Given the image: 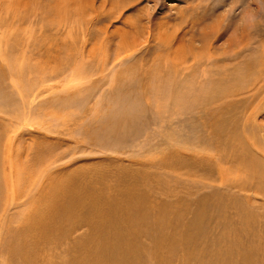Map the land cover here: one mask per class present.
Listing matches in <instances>:
<instances>
[{
	"label": "rangeland",
	"instance_id": "374dc122",
	"mask_svg": "<svg viewBox=\"0 0 264 264\" xmlns=\"http://www.w3.org/2000/svg\"><path fill=\"white\" fill-rule=\"evenodd\" d=\"M0 74V264H264V0H0Z\"/></svg>",
	"mask_w": 264,
	"mask_h": 264
},
{
	"label": "bare ground",
	"instance_id": "6f19581e",
	"mask_svg": "<svg viewBox=\"0 0 264 264\" xmlns=\"http://www.w3.org/2000/svg\"><path fill=\"white\" fill-rule=\"evenodd\" d=\"M194 24V23H193ZM14 73V72H13ZM62 73V72H61ZM64 73V72H63ZM12 75H15L16 74H12ZM56 75V74H55ZM51 76V75H50ZM50 78V77H49ZM46 81L47 78H44ZM52 79V78H51ZM3 80V75L0 74V83L1 81ZM50 80V79H49ZM69 81H70V77L68 76L65 80V84L66 86L69 85ZM64 82V80H63ZM76 82V81H75ZM47 83V82H46ZM30 84V83H29ZM62 85V83H61ZM29 86V85H28ZM27 86V88H28ZM32 87V85L29 87V89ZM39 87V85H38ZM37 87V88H38ZM167 88V85L165 86ZM219 88L220 86H217L215 89L211 88L209 89L208 93H209V96L212 97V96H216L220 93L219 91ZM175 91L173 93H169V97L172 96L173 98H175L177 101H178V105L179 106H182L185 102V97H184V94H183V91H182V88L181 87H176L174 89ZM167 93H168V89H166ZM202 91V90H201ZM204 91V90H203ZM28 92V91H27ZM82 92V91H81ZM206 92V91H205ZM26 93V92H25ZM200 93V92H199ZM27 94V93H26ZM205 94V93H204ZM203 95V94H202ZM201 95V96H202ZM207 92H206V96H207ZM198 96V95H197ZM200 96V95H199ZM1 101V99H0ZM4 101V100H3ZM3 103V102H2ZM70 106V105H69ZM16 123V122H15ZM15 125V124H14ZM117 127V126H116ZM117 129V128H116ZM110 131V130H109ZM9 144H8V149L5 150V153L4 154L8 160L11 161V154H13L14 150H12V147H11V139H9ZM1 143H2V137L0 136V153L3 152L2 148H1ZM7 148V147H6ZM5 148V149H6ZM14 161V160H13ZM12 162V161H11ZM6 163V162H5ZM2 164V160L0 159V165ZM13 169V167H12ZM9 177H11L13 179V173L12 171L10 170L9 172ZM7 177V176H6ZM13 182V181H12ZM12 186V185H11ZM14 188H15V185H13ZM17 186V185H16ZM13 188V189H14ZM9 189V188H8ZM1 188H0V194H1ZM14 192V191H13ZM20 191L15 190V192L13 193V197L15 198L17 193H19ZM12 194V193H11ZM59 194V195H58ZM59 196V199H58V203H55V199ZM22 194L21 196L18 198L19 202L21 201V198H22ZM13 199V198H12ZM46 203H43L44 205H39L38 206V211L36 212V214L34 216H38L40 218V220L42 218H44L45 216L47 215H52L54 218H55V221L57 223V225L60 224V220L63 218H69L72 216L73 214V210H72V207L74 205H76L79 201V189L73 184V182L69 181V182H63V183H59L56 185V187L53 188V190L50 192V194H48V196L46 197ZM67 205H65L64 203L67 202ZM54 204L53 206L51 205ZM57 204H59V206H57ZM33 214V213H32ZM71 221V219H70ZM80 222L84 225H86V222L80 220ZM136 222H139V219H136ZM30 224H33V222L30 220ZM105 224L103 229H104V234L108 237H114V238H117V237H120L121 236V229L126 225L125 222H122V223H118L117 222H112V221H109V222H106V223H103ZM71 225V222H69V225ZM96 230H99V226L97 227L96 225ZM102 231V230H101ZM109 233V234H108ZM15 251H26L25 248H23L22 246L18 247ZM19 252V253H20ZM19 255V254H18ZM16 257V255L14 256ZM21 257V256H20ZM79 258L76 259V264H87L86 261H88V257L85 255V254H81L80 256H78ZM119 257V252H114L111 254L110 256V259L106 262H102L101 264H113V261L115 258H118ZM17 259V258H16ZM15 259H13L14 261ZM17 260H20V264H26L28 259L26 260V258H21V259H17ZM31 260V259H30ZM79 261V262H78ZM130 261H131V257L128 258L125 262H123L122 264H130ZM73 262V263H74ZM96 263V261L94 262ZM93 263V264H94ZM15 264V262H14ZM18 264V262H17ZM97 264V263H96Z\"/></svg>",
	"mask_w": 264,
	"mask_h": 264
}]
</instances>
